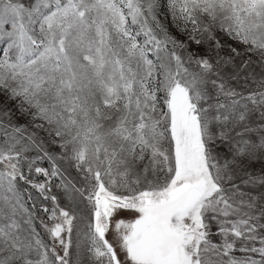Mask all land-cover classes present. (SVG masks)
I'll return each instance as SVG.
<instances>
[{
    "label": "snow or ice",
    "instance_id": "snow-or-ice-1",
    "mask_svg": "<svg viewBox=\"0 0 264 264\" xmlns=\"http://www.w3.org/2000/svg\"><path fill=\"white\" fill-rule=\"evenodd\" d=\"M0 264H264V0H0Z\"/></svg>",
    "mask_w": 264,
    "mask_h": 264
},
{
    "label": "rangeland",
    "instance_id": "rangeland-1",
    "mask_svg": "<svg viewBox=\"0 0 264 264\" xmlns=\"http://www.w3.org/2000/svg\"><path fill=\"white\" fill-rule=\"evenodd\" d=\"M162 19H164L163 16H162ZM39 166L48 168L50 165H49V162L45 160V161L39 162ZM31 176H32V179L36 182H43V180L45 179L44 177L39 176L38 174H35V173H32ZM58 183H59L58 179L54 180L50 186V192L46 193V195L56 196L57 202L60 204V206L65 207L68 204V199L64 195L63 190L55 186ZM25 187H27L26 196L31 195L32 197V199L29 201V206L31 207L32 204H35L34 211L37 213V216H38V219H37L38 231L41 233V236L47 240L48 239L47 234L44 231L43 227L40 226L39 218L42 217L45 223L51 224V221L48 220L49 213H45L43 209L44 208L51 209L53 207L54 202L51 201L50 199H45L43 196L40 195L38 190L32 188L31 186H25Z\"/></svg>",
    "mask_w": 264,
    "mask_h": 264
},
{
    "label": "water",
    "instance_id": "water-1",
    "mask_svg": "<svg viewBox=\"0 0 264 264\" xmlns=\"http://www.w3.org/2000/svg\"><path fill=\"white\" fill-rule=\"evenodd\" d=\"M127 216H128V218H131L132 214H131V213H129V214H127Z\"/></svg>",
    "mask_w": 264,
    "mask_h": 264
}]
</instances>
